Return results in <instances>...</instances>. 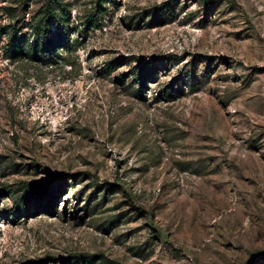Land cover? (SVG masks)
Here are the masks:
<instances>
[{
    "label": "rangeland",
    "instance_id": "rangeland-1",
    "mask_svg": "<svg viewBox=\"0 0 264 264\" xmlns=\"http://www.w3.org/2000/svg\"><path fill=\"white\" fill-rule=\"evenodd\" d=\"M48 1L0 0V264H264V0H59L9 57Z\"/></svg>",
    "mask_w": 264,
    "mask_h": 264
},
{
    "label": "trees",
    "instance_id": "trees-1",
    "mask_svg": "<svg viewBox=\"0 0 264 264\" xmlns=\"http://www.w3.org/2000/svg\"><path fill=\"white\" fill-rule=\"evenodd\" d=\"M209 7L213 0H202ZM11 9V8H10ZM10 14L13 15L11 10ZM66 8L59 0H49L46 7L38 13L29 22V35H20L19 27H15V31L9 34L7 52L9 57H37L44 61H49L57 54L60 49H72L71 40L66 33ZM159 14H173L172 8L165 7L158 12ZM15 16V15H14ZM22 23V22H21ZM157 69L154 66L136 68L135 78L139 81V90L145 88V78L148 75L156 77Z\"/></svg>",
    "mask_w": 264,
    "mask_h": 264
}]
</instances>
